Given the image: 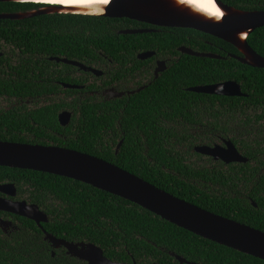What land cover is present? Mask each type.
I'll use <instances>...</instances> for the list:
<instances>
[{
	"label": "trees",
	"instance_id": "obj_1",
	"mask_svg": "<svg viewBox=\"0 0 264 264\" xmlns=\"http://www.w3.org/2000/svg\"><path fill=\"white\" fill-rule=\"evenodd\" d=\"M219 1L237 10L264 11V0ZM34 8L36 6L0 3V13L25 12ZM131 24L135 22L127 19L36 15L17 21L0 20V41L13 44L18 49L93 48L104 52L106 49L158 50L183 46L193 52H210L224 57L223 60H210L186 56L173 65L170 76L158 78L148 87L145 90L148 94L143 92L141 100L137 99L139 95L130 97L119 120L124 135L116 154L111 150H76L110 163L200 209L264 232V198L258 196L264 191V174L255 178L250 195L255 208L240 200L221 199L213 191L206 193L197 189L191 181L203 179L214 185L219 173L216 167L208 170L182 164L186 160L183 156L189 155L182 147H190L193 142L190 136L177 130L178 126L190 127L203 122L216 130L215 120L202 122L198 118L179 120L178 117L187 114L186 110L191 108L215 115L219 113L218 103L223 112L241 116L239 128L254 131L251 152L247 142L239 144L249 152L247 157L261 163L263 151L259 146H264V70L227 58L226 54H239L229 44L190 29L169 28L167 30L171 34L166 36L115 35L114 30ZM106 34H110L107 39ZM246 44L264 58V26L254 29L246 37ZM6 75L0 65V95L11 93ZM224 81L235 82L244 96L223 98L180 89ZM250 112L254 117L248 118ZM162 113H172L175 119L163 121L156 118ZM168 123L173 124L175 132L169 130ZM3 127H7V121L0 117V141H7L11 137ZM193 155L196 156L189 155V159ZM195 159L198 160V156ZM255 167L256 172L258 166ZM0 183L13 184L16 197L36 205L45 214L47 221L40 226L46 233L67 242L93 244L111 262L178 264L168 255L172 253L197 264H264V261L194 236L116 196L67 178L0 167ZM4 215L10 216L14 231L7 235L0 232V264H79L62 251H53L51 257V248L42 240L40 230L32 221Z\"/></svg>",
	"mask_w": 264,
	"mask_h": 264
},
{
	"label": "flooded vegetation",
	"instance_id": "obj_2",
	"mask_svg": "<svg viewBox=\"0 0 264 264\" xmlns=\"http://www.w3.org/2000/svg\"><path fill=\"white\" fill-rule=\"evenodd\" d=\"M167 29L169 28L135 22L127 28L114 30V33L117 36H125L133 34L122 32L145 30L147 32L140 34L166 36L171 34ZM108 37L110 34H106V39ZM153 42L155 44L156 40ZM14 46L0 41V65L7 72L6 77L11 90L9 95H0V117H4L7 121V127H3V131H7L11 138L0 142L51 146L79 153L82 152L76 149L99 152L111 150L116 154L124 135L119 120L124 114L129 98L139 95L137 99L141 100V94L158 78L170 76L169 71L176 62L186 56L192 57L179 51L180 48H185L183 46L158 50L106 49V52L93 48L45 50L44 48L18 49ZM210 54L218 57L210 60L224 59L217 54ZM225 56L232 58L235 55ZM155 87L156 85L153 89ZM189 88L191 87L180 89L189 92ZM216 106L219 113L215 115L191 108L186 110L187 114L178 117L179 120L198 118L202 122L215 120L217 124L216 130L207 127L204 122L190 127L178 126L177 130L190 136L193 142V145L182 147V150L189 155H196L190 159L189 155H184L183 158L186 160L182 164L208 170L216 167L219 177L214 185L203 179L191 181V184L206 193L213 191L221 199L240 200L255 208L256 204L251 201L250 195L253 193L255 178L264 174V146H259L263 151L261 155L258 154L261 163L247 157L249 152L247 153L239 142H247L248 150L251 152L253 146L250 143L254 141V131L239 128L238 120L241 116L238 113L223 112L221 105L216 103ZM247 115L248 118L254 117L252 112ZM156 118L163 121L175 119L172 113H162ZM168 124H170L169 130L175 132L173 124ZM225 143H230L245 161L224 163L194 151L195 147L201 146L209 148L216 146L219 151H223L226 149ZM197 156L198 160L195 159ZM255 166H258L256 172ZM258 196L264 198V191ZM0 198L24 201L16 197V191L13 197L0 194ZM4 214L8 213L0 212V221L9 222V225L3 229L0 227V232L7 235L14 231V223L10 216ZM51 250V257L53 251H62L68 256L62 248H51ZM73 259L79 264H85L76 258Z\"/></svg>",
	"mask_w": 264,
	"mask_h": 264
},
{
	"label": "water",
	"instance_id": "obj_3",
	"mask_svg": "<svg viewBox=\"0 0 264 264\" xmlns=\"http://www.w3.org/2000/svg\"><path fill=\"white\" fill-rule=\"evenodd\" d=\"M5 2H12V0H0V3ZM219 4L227 12L223 22L219 24L202 22L190 17L184 12L185 10L174 7L170 0H113L107 15L100 18L127 19L151 26L190 29L206 34L232 46L239 54L232 58L238 63L264 70V58L254 53L246 44V37L254 29L264 26V11H242L228 7L220 1ZM38 9L18 13H0V20L17 21L36 15L59 14L36 12L29 16L24 14L21 16V13L34 12ZM145 32L147 31L133 30L122 33ZM241 33L245 36L240 42L236 37ZM179 51L192 57L218 58L210 53H197L187 48H180ZM188 91L194 94L224 97L244 96L240 93L238 85L232 81L191 87ZM225 147V150L219 151L220 149L218 150L216 146L212 148L201 146L195 147L194 151L224 163L245 161L235 152L230 143H225ZM0 167L46 173L88 185L132 203L194 236L264 261V232L200 209L99 158L51 146L0 142ZM14 192L13 184L0 185L2 195L13 197ZM0 212L32 221L40 230L43 240L51 248H62L68 256L85 264H134L133 262H111L105 259L100 249L93 244L67 242L46 233L40 226L46 223V216L34 204L0 198ZM8 225L9 222L0 221V227L4 228ZM168 255L172 256L178 264H197L185 261L172 253Z\"/></svg>",
	"mask_w": 264,
	"mask_h": 264
},
{
	"label": "clouds",
	"instance_id": "obj_4",
	"mask_svg": "<svg viewBox=\"0 0 264 264\" xmlns=\"http://www.w3.org/2000/svg\"><path fill=\"white\" fill-rule=\"evenodd\" d=\"M17 5H33L44 10L56 7L60 15L86 16L100 18L107 15L113 0H12ZM171 3L181 9H187L193 15L212 23H222L226 11L220 6L219 0H171Z\"/></svg>",
	"mask_w": 264,
	"mask_h": 264
},
{
	"label": "bare ground",
	"instance_id": "obj_5",
	"mask_svg": "<svg viewBox=\"0 0 264 264\" xmlns=\"http://www.w3.org/2000/svg\"><path fill=\"white\" fill-rule=\"evenodd\" d=\"M170 2H171V0H170ZM172 4V3H171ZM173 5V4H172ZM174 6V5H173ZM172 7V6H171ZM175 7V6H174ZM177 8V7H176ZM178 9H181V8H178ZM182 10V9H181ZM183 10H185L184 12L186 13V14H188L190 17H193V18H195V19H197V20H199V21H202V22H210V21H205V20H203L201 17H199V16H196V15H193L192 13H190L187 9H183ZM36 12H53V13H58V9L56 8V7H48V8H46V9H44V10H40V9H38V11H31V12H27V13H21V16H22V14H24V16H29V15H32V14H35ZM227 13V12H226ZM212 23V22H211ZM244 33H241V34H238L237 35V40L238 41H242L243 40V38H244Z\"/></svg>",
	"mask_w": 264,
	"mask_h": 264
},
{
	"label": "rangeland",
	"instance_id": "obj_6",
	"mask_svg": "<svg viewBox=\"0 0 264 264\" xmlns=\"http://www.w3.org/2000/svg\"><path fill=\"white\" fill-rule=\"evenodd\" d=\"M3 228V227H2Z\"/></svg>",
	"mask_w": 264,
	"mask_h": 264
}]
</instances>
